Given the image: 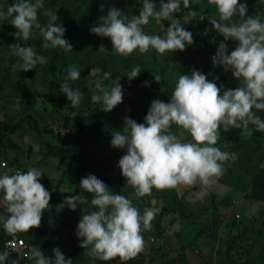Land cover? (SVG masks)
Segmentation results:
<instances>
[{"label":"trees","instance_id":"trees-1","mask_svg":"<svg viewBox=\"0 0 264 264\" xmlns=\"http://www.w3.org/2000/svg\"><path fill=\"white\" fill-rule=\"evenodd\" d=\"M4 1L5 5L2 10L5 11L9 5L16 2V0ZM143 2L144 0H51L48 3V0H44L45 8L56 12L57 23L66 29L64 38L72 44L73 51L65 52L61 48L44 49L42 47L44 41L39 30L34 29L33 37L26 44L33 47L37 55L39 53L40 56H43L46 63L38 64L34 69L26 72L17 70L22 61L14 54L13 46L18 42L23 46L24 42L18 40L14 35L15 33L13 35L10 32L0 33V51L4 50L7 53L9 50L8 54H0V71L1 69L7 70L3 77L6 90L1 96L4 99H9L5 97L12 91V86H15L16 77L28 75L34 77L41 84L48 85V92L41 91L39 95H41L42 100L48 96V104L51 107L50 110L46 107H36L35 111L29 110L27 112L28 102L23 101V107L18 117L0 119V171L5 173L9 170L14 172L29 169L28 167H21L22 163L19 156L23 147L22 143L29 141L27 153L32 154L37 148L35 156L38 158L32 162L30 168L33 167L32 165L42 167L47 159L46 161L56 160L60 165H64L65 171L68 172V177L59 175L54 178V182L50 179L43 182L45 189L50 192L49 205L62 204L64 196L71 197L74 195H84L90 201L91 194L84 192L79 186L81 178L89 174H93L102 180L112 193L130 198L141 214L146 210L154 209L150 202L152 197L161 199L164 196H170L173 203L172 207L169 208L162 201L157 215L152 221V230L142 232L145 245L143 252L137 257L128 261H120L119 258L109 261L94 259L88 255L89 250L87 248L80 247L81 238L75 235L72 241H69L70 247L67 246L65 250L60 249L59 244L55 246V248L60 249L66 259L72 260V264H109L112 261L117 262V264H191L192 256L188 254V250L191 247L201 251L199 249L203 247L195 243V238L203 232L211 233V236H204L206 237L204 249L207 251L205 255L208 256L202 264H264V228L254 227V218L251 216L254 208L250 206L256 207L258 204L264 203V166H261L264 150L259 145L255 148L249 146L250 141L260 133L255 130L254 126L250 125L252 135L248 137L243 136L240 129H230L228 132L221 130L216 146L222 151L235 153L237 159L234 162H224L223 167L228 172L230 169L228 176L221 177L211 186L200 184L206 190L209 189L210 192L206 195L205 200L208 208L203 209L199 218H196L198 215L193 217L194 211L182 212V206L186 201L183 193L187 190H195L196 186L187 187L181 194L177 188L163 191L154 188L150 196L138 198L134 189L126 183V178L121 175L118 167V160L122 154L117 152L116 148L113 149L116 160L113 155L107 154L111 145L106 142L105 135L107 133L112 134L116 129L114 125L115 113L124 108H129L137 116V119L144 123V117L151 101L159 99L168 102L180 74L190 75L191 71L195 69L200 70L210 81L218 76L219 80L214 82L218 86L223 85L222 92L225 89H235L240 86L239 81L232 76L231 71H225L222 66L214 67L212 60L209 62L203 58H197L201 54H210L212 51H216L219 43L223 40V36L219 35L209 22V18L217 17V11L214 5L208 3V0H192L191 4L192 10L197 11L208 21L206 30L198 24L201 20L191 18L188 15V9H184L183 5H181L180 12L173 14L193 36L194 43L186 45L184 51L177 50L175 53L161 56L154 49L143 54L136 50L128 57H124L112 49L110 38L99 37L91 33V27L103 22V18L107 15L110 7L119 9L122 16L131 19L132 16L138 15L139 11L142 10ZM151 2L159 10L162 0H151ZM240 2L247 4L248 12L246 15L259 16L261 22H264V0H240ZM43 11V9L39 10L38 20L42 26H45L48 17L43 15ZM184 17L186 18L185 22H183ZM9 21L11 22V20ZM169 23L166 20L157 23L150 18L149 24L143 27L148 35L164 37ZM225 43L229 52L237 46V42L233 40L225 41ZM102 55H105L104 59H100ZM213 55L214 53H212ZM17 60L19 61L18 65H16ZM116 62H120L122 65L119 66ZM138 64L141 66L140 74L129 81L126 74ZM71 67H77L81 72L78 80L71 81L72 86L83 93V99L78 108H73L59 89V85L67 75V70ZM96 68H100L101 72L96 73ZM13 72L17 74H13ZM157 75L160 77L159 83L154 80V76ZM97 81H100L106 88H111L118 81L123 86V101L110 112L101 111L100 104H94L91 101V95L95 90ZM145 81L149 82V86H145ZM21 90L12 93H18L15 97L25 96L29 98L30 102V97L38 94L27 86H23ZM42 104L44 105V102ZM46 114H50L54 120L51 121ZM172 130L181 132L175 126ZM184 139L190 140L191 138L184 133ZM249 148L251 151L246 153ZM252 153L257 159H252ZM251 168L254 169V174L244 176ZM216 183L225 186L219 189V192L228 188L230 191H235V187H240L243 190L239 201L246 206L250 215L249 218L240 217L239 214L241 213L238 211L239 214L235 212L222 221L217 219L215 210L209 208V204L214 203L217 200V195H219L214 193L217 189ZM229 183L234 186H229ZM51 188H53L52 191ZM236 201L237 199L234 202ZM247 202L251 204L248 205ZM62 208L64 209L63 206H60L57 209L59 211ZM88 210L94 211L96 209L89 206ZM69 211L70 208L66 212H59L63 216H68ZM71 211L76 214L74 225L77 227L78 215L80 212L82 213L81 206L78 205L76 210ZM203 212L210 216L204 219ZM67 224L68 221L65 219L64 225ZM188 224H197L199 228L192 232L191 236L184 238L181 235V227ZM170 230L172 234L177 236V239L181 240V245L173 252L170 251L169 247L172 243L168 239ZM219 230H223L225 233H219ZM227 231H232V233L227 234ZM17 234H28L29 237L25 239L38 246L46 256H50L49 258L54 260V254L48 248V244L44 240L40 241L39 238H34L35 235L31 230L27 233ZM9 236L0 223V250ZM183 240H186L187 243L184 244ZM48 243L51 244L52 242L49 241ZM48 250L51 252L48 253ZM190 253L192 254V251ZM30 258L18 260L16 257H10L9 259L10 261L18 260L22 263L30 260Z\"/></svg>","mask_w":264,"mask_h":264},{"label":"clouds","instance_id":"clouds-1","mask_svg":"<svg viewBox=\"0 0 264 264\" xmlns=\"http://www.w3.org/2000/svg\"><path fill=\"white\" fill-rule=\"evenodd\" d=\"M214 5L217 17L209 18L212 28L223 36L215 54L211 57L213 66H222L231 74L240 86L225 89L217 85L200 70L191 74H180L168 102L154 99L150 103L144 123L124 118V131H114L110 145L125 149L126 154L118 160L121 175L126 178L136 197L150 196L152 190L163 191L178 186L192 187L197 183L211 186L224 174L223 164L235 161V153L222 151L217 147L221 130L240 129L245 137L252 135L251 126L264 132V120L256 111H264V22L259 16H248L246 3L240 0H208ZM192 0H162L159 10L151 0H144L142 10L129 19L121 11L110 7L103 22L91 27V33L99 37H108L112 49L122 56H129L138 50L141 54L154 49L161 56L184 51L186 45L194 43L192 33L186 30L173 14L181 11V5L188 9L193 19H204L191 8ZM48 22L42 26L38 12ZM150 18L157 23L169 21L164 37L148 35L144 27ZM238 18V19H234ZM11 20L18 30L14 35L21 43L14 44V54L22 63L18 71H29L46 60L37 55L35 49L26 44L33 37V30H39L44 43L42 47L61 48L65 52L73 51L72 44L64 38L66 29L59 23L56 12L45 8L44 0H16L5 10H0V21ZM233 40L237 46L231 52L225 41ZM96 73L101 69L96 68ZM141 72L138 64L127 73L129 81ZM77 67L67 70L64 81L59 85L73 108H78L83 93L74 88L71 81L80 78ZM159 83L160 77L154 76ZM120 81V79H119ZM106 88L100 81L95 83L91 95L94 104H100L101 111L110 112L123 101L124 90L120 82ZM149 86V82H144ZM256 110V111H254ZM173 126L181 130L178 135ZM184 133L190 140L184 139ZM42 171L35 167L27 171L9 170L0 174V194L6 204L7 216L0 215L3 229L11 236L27 233L41 225L42 213L49 208L50 192L45 189L40 178ZM80 188L89 194L74 195L65 198V204L76 210L82 206V215L76 227V236L80 247L87 248L88 255L100 261L119 258L128 261L144 250L145 240L142 232L152 230V221L157 209L146 210L141 214L125 195L114 194L110 188L95 175L81 178ZM89 206L96 210L89 211ZM12 249L0 252V264H19L10 261ZM54 260L46 256L39 248L30 250L35 264H72L58 247L53 248Z\"/></svg>","mask_w":264,"mask_h":264},{"label":"rangeland","instance_id":"rangeland-1","mask_svg":"<svg viewBox=\"0 0 264 264\" xmlns=\"http://www.w3.org/2000/svg\"><path fill=\"white\" fill-rule=\"evenodd\" d=\"M242 1V0H241ZM51 2V0H48V3ZM5 5V1L4 0H0V10H2L3 6ZM52 5V4H51ZM208 16V15H207ZM209 18V16H208ZM201 20V19H198ZM186 21V18H183V22ZM199 25L203 26L204 29H207V24L208 21L206 19H204L203 21H199L198 22ZM205 24V25H204ZM161 26V25H160ZM18 30L11 24V22L8 21H0V33H6V32H10L12 35L14 33H16ZM7 33V34H10ZM1 38V35H0ZM213 40V38H211ZM115 51V50H114ZM216 51H212L210 54L208 53H204L199 55L197 58H203L206 61H211V57H212V53L215 54ZM6 52L4 50L0 51V54H5ZM9 53V50H7V53ZM43 53V52H42ZM39 55V53H38ZM105 55L100 56V59H104ZM124 57H128V56H124ZM16 65H18L19 61H16ZM8 63V62H7ZM117 65L121 66L122 63L120 62H116ZM26 72V71H24ZM7 73V70H3L1 69L0 71V119H11L14 117H18V115L20 114V110L23 107V101L28 102V107L26 109V111L28 112L29 110H34L36 109V107L39 108H43L46 107V109L50 110V105L48 104V96L42 100L41 95H39V92L41 91H45L48 92V85L45 84H41L38 80H36L34 77H30V76H24L22 77L20 74V78L16 77V83L15 86L13 85L12 87V91L9 92V95L5 98H9V99H4L1 94L5 93L6 90V86H5V80H4V74ZM13 74H17L16 72H13ZM11 79V78H10ZM23 86H27L30 90H35L36 92H38V94H35L33 96L30 97L31 102L29 100V98L22 96V97H15L18 95V93H12L13 91H19L22 89ZM51 86V85H49ZM9 87V85H8ZM22 91V90H21ZM20 91V92H21ZM42 102H44V105L42 104ZM45 112V110H44ZM256 114L259 115L261 117L262 120H264V111H256ZM46 116L48 118H50L51 121L54 120V118L51 117L50 114H46ZM125 117H129L134 119L136 122L141 123L139 121V119H137V116L134 114V112L129 109V108H124L122 111H117L115 113V121H114V125L116 126V129L114 131H124V118ZM174 132H176L178 135L181 133L180 131H176L173 130ZM112 139V134L111 133H107L105 135V140L107 143H110ZM29 141L22 143L23 147L20 151V162L22 163V168L24 167H28L30 168L32 162L38 160V158H36V151L37 148H35V152L34 153H27V144ZM261 146V149L264 150V132H260L258 134V136H256L254 139H252L249 143L250 147L255 148L256 146ZM113 147L111 146V148L108 149V155H113L114 159L116 160V155L113 151ZM117 152H120L122 155L126 154V148L125 149H117ZM251 151V149L249 148L248 151H246V153H249ZM252 159L254 160L255 158V154L252 153L251 154ZM40 158V156H39ZM257 159V158H255ZM47 160V159H46ZM44 162V164L42 165V167L36 166V165H32L33 167L37 168L38 170L42 171V176L40 178V183L43 184L44 181H46L47 179H50L52 182H54V178L58 177L59 175L62 177H68V172L65 171L64 169V165H60L56 160H49ZM24 164V165H23ZM229 165V164H228ZM2 166V164H1ZM261 166H264V158L262 159V163ZM230 172V169H228ZM229 172L225 169L224 167V174L223 176H228ZM0 174H3V172L0 171ZM254 174V169L251 168L249 170L248 173L244 174V176L246 175H253ZM222 176V177H223ZM232 176H234V174H232ZM242 176V177H244ZM241 177V178H242ZM196 189L195 190H187L186 192H184L183 194L185 195V199L186 201L184 202L183 206H182V212H188V211H194L193 217L197 216L196 218L201 217L202 215V211L203 209H207V203L205 202L206 200V195L210 192L208 191L209 189H205L203 186H201L199 183H197L196 185ZM229 186H231V184L229 183ZM234 186V185H233ZM231 186V187H233ZM215 187L217 188L215 190L214 193L219 194L217 195V200L214 201V203H210L209 204V208H213L216 212L217 215V219L218 220H224L225 218L229 217L230 215L234 214L235 212H240L241 214L240 217H244V218H249L250 215L248 214V210L246 208L245 205H242V203L239 201L241 200L242 197V193L243 190L240 187H235V191H230L229 188L227 190H222L221 192H219V189H222L223 187H225L224 185H222L221 183H216ZM230 187V188H231ZM187 187L185 186H178L177 187V191L181 194L183 191H185ZM51 191L53 190V188L50 189ZM212 190V189H211ZM0 204L2 205V209L0 210V215L3 216H7V211H6V204L4 201L3 204L1 202V198H2V194H0ZM65 198L66 196H64V202L62 204H56V205H49V208L47 210H45L42 213V219H41V225L38 228H32L30 229L35 237L34 238H39L40 241L44 240L48 245V248H50L51 250L53 248H55L56 244L60 245V249L65 250V248H67V246L70 247V242L72 241V238L75 237V233H76V226L74 225V223H76V219H75V212L69 211L70 214H73L72 216H63L59 211H63L66 212L69 210V207L65 204ZM235 199H237L236 202ZM165 202L167 204V206L170 208L172 207L173 203L171 201L170 196H164L163 198L159 199V198H155L152 197L150 199L151 202V206L154 209L159 210L161 202ZM248 205H250L251 203L247 202ZM0 205V208H1ZM63 206L64 209L62 208L61 210L58 211V207ZM253 209V213H251L252 218H254V227L255 228H264V203L262 204H258L256 207H253L252 205H250ZM82 208V206H81ZM82 213L80 212L78 215L77 220H80ZM204 215V219L208 218L210 215L206 214V212H203ZM208 216V217H207ZM68 221L67 225H64V220ZM178 221V220H177ZM174 222H175V218H174ZM179 225V223H178ZM221 226H225V225H221ZM172 227V225H171ZM170 227V229H171ZM199 228V225L197 224H188L185 225L183 227H181V235L182 237L186 238L187 236H191V233L194 232L195 230H197ZM228 229V228H226ZM172 230V229H171ZM169 231L168 233V239L171 240V245L170 247V251L173 252L174 250H176V248H178L181 245V240L177 239V236H175L174 234H172V231ZM233 230V229H232ZM219 233H225L223 230H219ZM232 231H227V234H231ZM20 234V233H19ZM211 236V233H202L200 236L195 238V243L197 245L202 246L203 248H200L198 251V249H192L190 247V250H188V254L191 255V264H202L203 261H205V258H207L208 255L207 251L204 249V244H205V239L206 237L204 236ZM24 238H28L29 235L28 234H24L21 235ZM35 241V240H33ZM51 241L52 243L49 244L48 242ZM183 243L186 244L187 241L183 240ZM54 246V247H53ZM190 251H192V254L190 253ZM51 251L48 250V253H50ZM50 257V256H48ZM19 264H35V261L33 258H30V260H26L24 262H19Z\"/></svg>","mask_w":264,"mask_h":264},{"label":"built area","instance_id":"built-area-1","mask_svg":"<svg viewBox=\"0 0 264 264\" xmlns=\"http://www.w3.org/2000/svg\"><path fill=\"white\" fill-rule=\"evenodd\" d=\"M33 247L39 248L32 242H28L23 236L16 234L15 236L10 235L4 241L3 248L0 250V252L7 249H12L14 251H11L10 257H16L18 260H23L27 257H31L30 250ZM109 264H117V262L112 261Z\"/></svg>","mask_w":264,"mask_h":264}]
</instances>
